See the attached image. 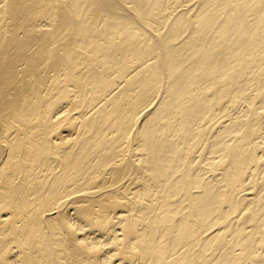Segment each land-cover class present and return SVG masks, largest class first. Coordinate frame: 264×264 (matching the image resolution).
I'll return each instance as SVG.
<instances>
[{
  "label": "bare ground",
  "instance_id": "6f19581e",
  "mask_svg": "<svg viewBox=\"0 0 264 264\" xmlns=\"http://www.w3.org/2000/svg\"><path fill=\"white\" fill-rule=\"evenodd\" d=\"M0 264H264V0H0Z\"/></svg>",
  "mask_w": 264,
  "mask_h": 264
}]
</instances>
